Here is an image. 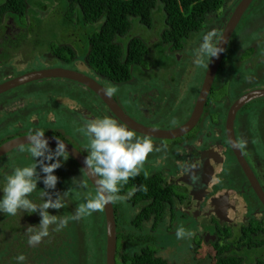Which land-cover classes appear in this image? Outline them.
Listing matches in <instances>:
<instances>
[{
	"label": "flooded vegetation",
	"instance_id": "1",
	"mask_svg": "<svg viewBox=\"0 0 264 264\" xmlns=\"http://www.w3.org/2000/svg\"><path fill=\"white\" fill-rule=\"evenodd\" d=\"M238 1L235 0L228 5L227 0H225L220 12L208 16V20L209 18L216 20V24L211 28L212 30L221 34L226 21L230 18ZM258 1L252 0L249 7L253 2ZM248 8L245 12L249 11ZM25 17L26 15L24 16L23 23L25 22ZM19 18L21 19L22 17L18 14L6 15L2 18L0 23V65L6 63L7 60H11L13 58L11 55L14 52L30 43H22L20 47L15 49L8 47V41L14 40V38H8V36L11 37L13 34L19 35L22 34L21 32H24L20 28L21 24L16 20ZM208 20L205 25H210ZM31 22L32 20H30ZM30 23H28V26ZM239 23L225 47L211 88L204 101L202 113L194 127L187 133L173 139L144 136L133 130L137 136L147 137L152 141L154 150L148 156L156 155L159 165L157 166L156 162L149 164L148 166H150L151 170L143 169L140 175L130 178L128 181L130 186L121 192V194L124 195L132 191L133 188L137 189L135 194L130 199H127L126 202L130 203L133 210L137 212L135 218L142 214H149V216L153 217V221L146 224L148 227L147 236L150 237L149 244L151 249L156 252V255L164 260L165 264H214L219 255L233 257L240 261V264H264V95L237 103L246 94L264 89V12L260 11L258 20L255 22H251L249 17L244 20L242 25L239 26ZM238 26L239 30L235 35L234 32H236ZM231 38H235V41L246 40L241 43V47L236 48L234 41L231 42ZM250 38L252 39L250 40ZM83 39L86 40V43H83ZM142 39L144 40V38ZM160 39L162 40V38ZM56 42L69 47L73 51L74 57L71 60H65L53 53L55 60H50L48 64H42L39 69L60 67L77 71L93 79L106 91L107 87L104 84L106 79L117 83L128 82L133 77L131 74L132 67L139 65V71L144 70V67L140 64L143 63L145 57L141 62L128 67L129 77L127 79L115 80L99 73L88 64L86 54L84 53V49H87V51L90 49V43L87 38H57ZM231 50H234L232 62L235 63V66L233 69H242V72L232 74V76L231 68L227 70L228 75L224 77L221 75L222 69H225L224 66L227 60H230L232 57V53L228 55V52ZM246 51H250L247 57L245 55L241 57L242 53ZM176 54L174 55L176 56ZM78 56H81V58ZM145 56L146 58H150L149 48L148 54ZM55 62L65 66H53ZM70 64L80 70L69 67ZM153 68H156V66ZM157 68L159 69L156 72L154 71L155 74H153V70H150L145 72L141 77L140 83L152 82L154 80V84L159 83V87H152L150 90L152 98H145V93L140 94L141 102L149 109V111L145 110L141 119L128 113L114 95H111V97L119 105L123 113L136 123L160 130L173 129L183 125L191 116L207 69L204 68L202 77L199 79L193 104L189 108L186 117L178 124L166 127V121L171 117L173 110L180 103L182 96H180L177 102L175 101L173 95L178 93V90H173V87L176 86V79H170L166 68L162 66ZM32 70L38 69L27 71ZM27 71H22L18 74L20 75ZM7 80H10V77H1L0 73V84ZM32 82H38V80ZM32 82L17 87L20 88L33 84ZM73 82L84 87L97 97L105 106L108 116L116 119L120 124H124L123 120L111 113L108 106L97 94L85 85L76 81ZM17 87L1 91L0 96ZM222 89V93L216 94L217 97L215 98L214 92ZM30 95L28 96L29 99ZM79 97H82V95L79 94ZM19 104H21L19 100L13 101V107ZM6 106H8V103ZM68 108L71 109L73 107ZM232 109L234 112L231 115ZM80 114L86 121L94 120L95 118L93 109L90 106L83 107ZM23 115L15 112L14 117H12L13 119L9 118V121L6 120L5 125L16 121V118L19 119V122L23 121L21 118ZM149 120L154 125L150 124ZM27 128L28 123L19 124L17 131L21 133H16V136L28 133L29 131H26ZM30 129L34 130L35 128L30 124ZM44 131L48 133L46 135L57 137L75 147L84 156L87 155L86 147L79 146L77 142L74 143L70 135L60 126V123L55 125V130L46 129ZM82 135L78 131L76 141L82 142L80 141V136ZM49 147L54 148L51 145ZM11 152L10 150L5 155ZM5 155L0 156V181L3 180L1 178V172L3 171L1 167ZM67 161L70 162L68 169L72 177L75 179L80 178L81 182L90 188H94L76 161L70 156ZM189 168H194V172H187ZM190 176L196 177L195 182L190 179ZM147 181H150L151 184L157 181L160 189L167 191V196L161 200L162 206L160 209L152 205L156 196H151L150 193L155 191L156 188L151 186L150 188L153 190L151 191L149 188L148 192L141 191L139 188L140 184H150ZM72 182L75 183L77 188H80L76 181L72 180ZM57 189L59 188L56 186L53 191H57ZM80 189L84 190L87 188ZM71 195L74 197L80 196L79 194ZM38 196V192H34L30 198L37 204H40ZM52 196L54 197V194ZM119 203L113 204V207H116L118 217L120 210L117 209V206ZM21 213L25 214L29 221H26L27 223L25 221H12L11 229H7L3 235L0 234L4 240L1 241L0 239L3 245V248H0V264H9V254L12 252L10 247L4 248V245H9L10 230L14 232L13 237L14 240L18 241V244L20 242L27 243V240L22 241L20 239L19 241L18 235H29L27 233L28 224L37 225L40 221V216L37 213ZM0 214L4 215V217L0 216V223L3 226L5 219H9L12 216ZM64 216L65 214L63 213L60 217ZM180 227L193 234L178 239L176 231ZM118 229L119 227L116 226V233ZM129 231L135 239H138L140 236V228L136 226L130 228ZM3 232L1 228L0 233ZM66 232V228L63 229V233L61 231H52L50 228L49 236L43 238L35 248H40L41 251L42 248L52 245L56 239L67 236ZM118 241L119 239L117 238V251ZM205 246L206 253L204 258L201 259L200 250ZM13 257L15 262L16 255L14 253ZM51 259L52 257H48L46 262L40 260L36 261V263L30 260H25V262L26 264H48ZM118 264L122 263L119 262ZM138 264L149 263L138 261Z\"/></svg>",
	"mask_w": 264,
	"mask_h": 264
},
{
	"label": "rangeland",
	"instance_id": "2",
	"mask_svg": "<svg viewBox=\"0 0 264 264\" xmlns=\"http://www.w3.org/2000/svg\"><path fill=\"white\" fill-rule=\"evenodd\" d=\"M233 1L235 0H227V4L229 5L230 2ZM34 2L36 4L28 5V8L35 10L34 18L31 23V11L29 12V14H27V12L25 13L26 17L24 23L23 18L16 19L21 24L20 28L24 30V34H13L11 37L8 36V38H14V40L8 41L9 48L15 49L20 47L22 43H30L28 45H24L21 49L14 52L11 55L13 57L11 60H7L6 63H2L0 65L1 77L7 76L11 79V77H16L15 75L18 76V73H21L22 71L41 68L42 64H48L50 60H55L54 55L49 48V44H55L56 38H84L85 34L87 35L91 30L97 29L102 22V20H100L99 23L85 26H83V23L80 22H72L71 24L70 15L64 16L62 12L58 10V7L60 5L63 9H65V7L69 4L68 0H34ZM4 3L5 0H0V5ZM43 6H45V8L42 9ZM248 10L249 11L245 12L242 20L239 23V26L242 25L244 23V20L248 19L249 17L251 19V22H255L256 20H258L260 11L262 10L264 12V0L253 2ZM163 15V11L157 12L155 14L153 25L151 27H146L136 22L135 18H132V21L134 23V30L132 31L133 35H135L136 37L144 38L150 50V58L147 63L143 62L142 64H140L142 65V67H144V70L139 71V65L131 68V74L133 77L130 81L117 83L106 79L104 81V84L107 89L115 86L117 91L114 96L118 99L120 104L128 113L141 119V116L145 112V110L149 111V109H147L141 102L140 94L145 93V98H152L153 96L150 94L151 88L159 87V83L154 84L155 80L152 82L140 83L141 77L145 72L150 70H153V74H155V72L159 69L157 67L162 66L166 68L169 72L170 79L176 78V86L173 87V90H178L179 94H181L182 96L180 103L173 110L171 117L166 121L167 127L178 124L184 117H186L188 113L189 107L197 91V85L200 81L199 79H201L204 72V68H200L196 64V60L199 58V45L201 37L203 34L212 30L211 28L216 24V20L209 18L208 22L210 23V25H205V27L202 28L200 32H198L197 34H193L192 37L186 41L184 48L180 50H174L171 48V46H169V44H165L160 39V34L163 29ZM66 17L69 18L70 21L66 20ZM72 20L76 22V13L74 14V16H72ZM28 23H30L29 26ZM239 26L236 29V32H234L235 35L239 30ZM83 31H85L84 34ZM25 34H28V36L26 37ZM129 35V32L123 35L124 37H122V39L124 43H126L129 39ZM251 39L252 38H250V40ZM245 40L246 39L235 41V38H231V42L234 41L236 48L241 47V43H243ZM249 52L250 51L242 53L241 57H243L244 55L247 57ZM175 53H177L176 56L174 55ZM230 53H232V57L230 60H227V63L224 66L225 69H222L223 71L221 75H223L224 77L228 75L227 70L231 68V75L237 73L239 74V72H242V69H233V67L235 66V63L232 62L234 59V50L228 52V55ZM78 57L81 58V56ZM57 65L65 66L58 62H55L53 66ZM155 66L156 68L152 69V67ZM69 67L80 70L73 67V65L71 64L69 65ZM180 76L184 77L179 78ZM32 83L33 84H28L20 88L17 87L10 91L12 93L7 92L5 95L2 94L0 96V108L6 106L7 103V107L12 108L13 101L19 100L21 102V105L15 106L12 110H10L13 115L15 114V112L25 114V112L23 111L34 109V112L31 116H34L37 121L36 125L39 126L41 130H46L48 125L51 126V124L60 123V126L65 129L68 135H70L74 143L77 142L79 146L86 147L88 143L86 136H80V141L82 142L76 141L78 129L83 127L86 122V120L81 117L80 111L83 107L90 106L93 109V115L95 116L94 119L108 116L107 110L101 103V101H99V99L87 89L70 80L46 78ZM45 84L46 87H44ZM62 91H67L69 97H72L73 95L75 96V99L73 100V108L70 109L66 106H63L57 101ZM222 91L223 89L214 92L215 98L217 97V95H219V93H222ZM79 94H81L82 97H79ZM29 95L30 99L28 98ZM37 98H39V100H36ZM175 101L177 102L178 100ZM150 106L152 108V104ZM50 109L53 110V118H50ZM148 122L154 125L151 120H149ZM12 128L13 126L10 123L4 125L2 134H12L14 132ZM16 133L21 132L16 131ZM26 157H30L28 153H21L18 150H14V152L6 158V161L14 164ZM26 161L28 163H32L30 158H28ZM155 162L158 166L159 163L157 162L156 155L148 156L143 164L141 171L143 169L151 170L150 166L148 165ZM68 164V161H64L61 167L55 170L54 174L58 177L56 186H59L63 183L68 184L69 182L72 185L70 191H72L73 194L76 195L82 193L83 190L77 188L75 183L72 182L74 177H72V175L70 174ZM6 172L7 170L2 171L1 175H4V173ZM41 175L43 174L41 173ZM37 187L38 189L36 192H38L39 194L37 198L42 203L43 201L40 196V193L43 191L40 188H44L42 181H38ZM47 191H49L51 194H54L53 198H55V192L53 191V189H48ZM126 194L127 193H125L124 195ZM64 199L66 200V198ZM81 202H84V199ZM68 207L69 209L66 211L67 213L64 212L63 208L60 210L50 208L48 209V211L50 214L57 216H61L63 213L65 214V216H70L74 213L76 206L73 203H68ZM117 209L120 210V219L123 216L125 220L124 222L118 223L119 228H122L125 224L129 225L128 220H133L137 215V212L133 210L132 205L126 201L123 203L120 202L117 206ZM21 212H19L16 216L9 217V219L6 218L3 226L0 223V229L2 228L4 231L0 234L3 235L7 229H11L12 221H25V223H27L26 221H29L25 214H22ZM98 212H94L91 215L84 216L79 220L70 221L68 226L66 227L67 236L56 239L52 245L46 248H42L41 251L40 248H35L36 245L30 246L28 243L22 242L18 244V241L14 240L13 237L14 232L10 230V237L8 240L9 245H4V248L10 247V250L12 252L9 254V264H17L16 261L14 262L13 253L16 256L17 254H23L26 257V260H30L34 263H36V261L38 260L46 262V259H48V257H52V259L49 260L48 264H104L103 256L105 246V223L104 215H98ZM1 215L2 214H0V216ZM30 225L31 224H28V228ZM147 228L148 227H144V231L148 232ZM61 232L63 233V229L61 230ZM0 239L1 241H4L3 237L1 236ZM20 239L22 241H26L28 240V235L19 234L18 240L20 241ZM119 239H121V237H119ZM61 245H63V249L66 252H74L70 259L64 258L63 260V256L61 255V253L56 250V248H59V246ZM0 248H3L1 242ZM205 253L206 246L200 250L201 259L204 258ZM117 259L118 261H121L120 257H118ZM24 264H26V262H24Z\"/></svg>",
	"mask_w": 264,
	"mask_h": 264
},
{
	"label": "clouds",
	"instance_id": "3",
	"mask_svg": "<svg viewBox=\"0 0 264 264\" xmlns=\"http://www.w3.org/2000/svg\"><path fill=\"white\" fill-rule=\"evenodd\" d=\"M222 39L223 35L215 30L202 35L199 58L196 60L198 67L207 69L210 59L224 51L219 46ZM116 91V87L113 86L107 89L106 94L111 96ZM78 131L88 140L84 169L89 176L95 178L96 187L94 192L84 194V202L78 204L72 215L60 217L48 211L50 208L60 210L66 206L64 198L68 195L67 191L56 193L53 198L47 190L55 189L58 182V177L54 174L55 170L67 161L69 153L65 142L58 138L55 149H51L43 130H29L25 137L27 146L18 149L21 153H28L33 162L24 166H14L0 181V213L16 216L22 211L27 214L37 213L40 216L39 223L30 225L27 229L29 233L27 243L30 246L38 245L43 238L49 236L50 228L52 231H61L72 220H79L94 212L102 211L106 205L123 203L130 199L137 189L133 188L126 195H122V188L130 178L140 175L149 153L154 150L149 138L137 136L133 130L109 116L86 121ZM194 170L189 168L187 172L191 173ZM190 179L195 182L196 177L190 176ZM38 181H42L44 185V188H40L43 190L40 193L43 202L40 204L30 198L38 189ZM73 181L77 182L78 187L87 188L80 178H74ZM150 221H153L152 216H149L148 221H143L145 227ZM142 230L144 231V228ZM192 234L183 227L176 231L178 239ZM15 260L17 264H24L26 257L18 254Z\"/></svg>",
	"mask_w": 264,
	"mask_h": 264
},
{
	"label": "trees",
	"instance_id": "4",
	"mask_svg": "<svg viewBox=\"0 0 264 264\" xmlns=\"http://www.w3.org/2000/svg\"><path fill=\"white\" fill-rule=\"evenodd\" d=\"M69 4L63 9L59 3L58 10L62 12L64 16L70 15L73 23H83L85 25H92L99 23L102 20L101 25L97 29H93L88 34L84 35L87 38L90 46L89 51L84 49L88 64L106 76H109L115 80H124L129 77L128 67L141 62L145 55L148 54V46L142 37H136L133 35L134 23L132 18H135L136 22L151 27L155 20V14L163 11V29L161 32L162 41L165 44H169L172 49L180 50L184 47L186 41L192 37L193 34H197L205 27V23L208 20L210 14L220 12L225 0H68ZM29 4H36L34 0H5V3L0 5V23L2 18L6 15H21L24 20L25 13L29 14L31 11L30 19L33 21L34 12L28 8ZM45 6L42 7V9ZM76 13L77 20L74 22L72 16ZM15 17V16H14ZM67 28V27H65ZM127 32L130 33L128 40L125 44L120 38L124 37ZM23 34V32H21ZM85 31H83V34ZM28 35V34H26ZM86 36V37H85ZM57 39V38H56ZM83 43L86 40L83 39ZM52 53L63 58L65 60H71L74 57L73 51L66 45H60L55 41V44L50 43ZM82 53V52H81ZM132 182V181H131ZM140 184L141 191L148 192L151 186L156 189L152 191L151 196L155 195L156 198L152 205L158 209L161 208V200L167 196V191L160 189L157 181L151 184ZM130 186L127 184L122 191H125ZM72 187V186H71ZM70 187V188H71ZM67 188L64 191L68 192L65 197L66 212L69 207L68 203L74 205L83 203L84 194L86 192H94V188L87 186L80 196L74 197L71 189ZM146 189V190H144ZM71 193V194H70ZM76 206V207H77ZM98 215H102L103 211L98 212ZM115 220L118 227L119 222H124L123 216L118 217L116 207L114 208ZM3 216V215H1ZM149 214L140 215L139 217L128 220L129 225H124L117 231V238L119 239L117 258L120 257L121 261L116 259V263L122 264H138V261L149 264H165L164 260L156 255L150 246V237L148 233L142 229L145 227L144 220L148 221ZM130 226V227H129ZM140 228V236L135 239L130 233L129 229L134 227ZM105 237V231H104ZM64 245V244H63ZM63 245L56 248L64 258H71L74 252H66L63 249ZM137 250V252H135ZM105 254V246H104ZM85 255V254H82ZM120 255V256H119ZM104 258V256H103ZM47 261V260H46ZM240 261L233 257L219 255L217 261L214 264H240Z\"/></svg>",
	"mask_w": 264,
	"mask_h": 264
},
{
	"label": "water",
	"instance_id": "5",
	"mask_svg": "<svg viewBox=\"0 0 264 264\" xmlns=\"http://www.w3.org/2000/svg\"><path fill=\"white\" fill-rule=\"evenodd\" d=\"M251 1L252 0H239L230 18L226 21L223 27V30L221 32V35H223V39L220 41V45H219L221 48L224 49V51L230 39V36L232 35L234 29L238 25L243 13L249 7ZM224 51L220 52L219 55L211 58L210 64L205 73V78H204V81H203V84L200 90V94L197 98V102L195 106L193 107L191 116L183 125L178 126L173 129L160 130L157 128H152V127H148V126H144L139 123H136L135 121L130 119L126 114L123 113L122 109L114 101V99L111 96L106 94L107 91L101 85L96 83L93 79H91L90 77L80 72L69 70V69H64L60 67L42 68L38 70H32L29 72H25L21 75H18L0 84V92L4 90L7 91L11 88L20 86L28 82H32L34 80H40V79H46V78L69 79V80L81 83L82 85H85L87 88L92 90L95 94H97L99 98L108 106L111 112L115 116H118L121 120H123L125 126L128 127L129 129L135 130L144 136L173 139L175 137H178V136H181L187 133L191 128L194 127L195 123L199 119L202 113L203 106H204V101L206 100L208 92L211 88L214 75L220 64L221 57ZM261 95H264V89L253 91V92L246 94L243 98L238 100L237 103H241L253 97H257ZM233 112L234 110L232 109L230 114L232 115ZM44 136L48 140L49 145L56 146L57 137L46 135V134H44ZM25 137L26 135L17 137V138H12L8 140L7 142H5L4 144L0 145V156L12 150L13 148H18L21 145L27 144ZM65 144H66V150L68 151L69 156L74 161H76V163L81 167L84 174L86 175V177L89 179V181L95 188L96 187L95 178L92 177L91 175L89 176L87 171L84 169L85 168V164H84L85 156L82 153H80L72 145L68 144L67 142H65ZM103 215H104V223H105L104 264H116L117 233H116V221H115L113 204L106 205V207L103 209Z\"/></svg>",
	"mask_w": 264,
	"mask_h": 264
},
{
	"label": "crops",
	"instance_id": "6",
	"mask_svg": "<svg viewBox=\"0 0 264 264\" xmlns=\"http://www.w3.org/2000/svg\"><path fill=\"white\" fill-rule=\"evenodd\" d=\"M122 41H123V39L122 38H120ZM123 44H125L124 42H123ZM144 60V59H143ZM149 60V58H146V60H144L143 62H146L147 63V61ZM181 77H184V76H180L179 78H181ZM58 79H63V78H58ZM176 79V78H175ZM178 79V78H177ZM191 81V80H190ZM189 81V82H190ZM46 87V86H45ZM180 96H181V94H179V92L178 93H175L174 95H173V97L175 98V100H179V98H180ZM75 99V96L73 95L72 97H69V94L67 93V91H62L61 93H60V95H59V97H58V102L61 104V105H63V106H66V107H73V100ZM32 100H34V99H32ZM36 100H39V98H37ZM193 100H194V98H193ZM193 100H192V103H191V105H190V107L189 108H191V106H192V104H193ZM19 105H21V104H19ZM14 107L12 106V108H9V107H7V106H3V107H1L0 108V110H3V111H0V145H2V144H4L5 142H7L8 140H10V138H14V136H16V131L19 129V124H23L24 122H26V123H28V128H27V132L29 131V130H31L30 129V124L32 125V126H34V130H37V129H41L39 126H37L36 125V119L34 118V116H31L32 114H33V112H34V109H29V110H26L25 111V114L23 115V116H21V118L23 119V121H21V122H19V119H17L16 118V121H13V122H11L10 124L13 126V130H14V132L12 133V134H9V135H4V134H2V132H3V126L5 125V123L7 122V121H9L8 119L9 118H12V117H14V115H13V113H11V111L10 110H12ZM111 111V110H110ZM50 118H53L54 117V113H53V110H51L50 109ZM112 113V112H111ZM113 114V113H112ZM9 115V116H8ZM13 119V118H12ZM12 119H10V120H12ZM4 120V121H3ZM7 120V121H6ZM51 124V123H50ZM57 123H54V124H51V126H47V129L48 130H55V125H56ZM44 131V130H43ZM22 132H24V131H22ZM26 134H28V133H26ZM26 134H21V135H18V136H16L15 138H17V137H21L22 135H26ZM45 134H48L47 132H45ZM2 142V143H1ZM27 144H24V145H21L20 147H22V146H26ZM20 147H18V148H13L11 151V153H9V154H7V155H5L6 153H4L3 155H5L4 156V161H3V165H2V167H1V169L3 170V171H6V170H8V172H6V173H4V175H6V174H8V173H10V171H11V169L14 167V166H24V165H27V164H30V163H28L26 160L28 159V158H30V157H26V158H24L23 160H20V161H18L17 163H14V164H12V163H10V162H7L6 161V158L7 157H9V155H11L13 152H14V150H18ZM51 149H55V146H54V148H51ZM8 153V152H7ZM31 159V158H30ZM32 161V160H31ZM71 161V160H70ZM33 162V161H32ZM72 162V161H71ZM69 164H68V166H70V162H68ZM38 171H39V168H38ZM4 175H1V178L3 179V177H4ZM72 185H68V184H65V183H63V184H60L59 186H57L59 189H57V191H54L55 192V195H56V193H60V192H65L64 191V189L65 190H67V188H70ZM3 217H4V215H3Z\"/></svg>",
	"mask_w": 264,
	"mask_h": 264
}]
</instances>
